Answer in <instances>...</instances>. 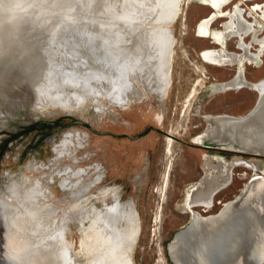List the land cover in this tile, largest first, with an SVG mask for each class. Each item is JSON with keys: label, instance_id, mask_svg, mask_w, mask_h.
<instances>
[{"label": "bare ground", "instance_id": "6f19581e", "mask_svg": "<svg viewBox=\"0 0 264 264\" xmlns=\"http://www.w3.org/2000/svg\"><path fill=\"white\" fill-rule=\"evenodd\" d=\"M182 1L0 0V132L10 129L23 109L29 121L50 107L84 113L80 108L89 103L97 105L98 113L110 114L114 108L128 110L149 93L166 112L176 45L171 26ZM258 1L200 0L212 12L200 21L197 36L225 46L203 50L204 61L218 68L264 64V1ZM245 2L252 3L250 20L243 15ZM219 20L221 27L215 28ZM234 40L242 45L239 53L226 49ZM72 61L79 63L75 70L54 74L56 67ZM242 88L257 95L244 115L203 114L201 106L196 108L195 116L209 122L208 136L260 105L264 112V77L239 75L206 91L212 98ZM85 138L79 131L65 132L60 145L49 140L55 154L49 164L40 165L33 157L17 173L6 172L0 185V264H135L141 233L136 202L122 201L120 187L102 183L107 176L103 166L97 165L96 178L86 181L88 172L78 168L76 156ZM236 166L255 173L239 195L213 216L196 213V208L211 209L232 186ZM203 167L205 176L195 183L189 206L182 207L192 217L168 243L171 262L264 264V168L241 157L234 166L223 160L211 164L208 157ZM170 171L168 167L162 196ZM55 178L68 199L51 194ZM159 219L158 211L155 225ZM70 225L80 233L78 252L68 238Z\"/></svg>", "mask_w": 264, "mask_h": 264}, {"label": "rangeland", "instance_id": "374dc122", "mask_svg": "<svg viewBox=\"0 0 264 264\" xmlns=\"http://www.w3.org/2000/svg\"><path fill=\"white\" fill-rule=\"evenodd\" d=\"M250 7L252 3L245 2L243 8ZM211 12L210 8L200 4V0H183L181 3L179 18L171 26L176 45L166 112L150 93L148 99L137 101L128 110L114 108L110 114L98 113L97 105L92 103L90 106L89 103L80 108L85 110L84 113L72 115L69 111L50 107L38 113L43 114L38 120L29 121L24 119L27 110L23 109L24 112H19L14 123L11 122L10 129L0 132V185L6 172L17 173L19 168L33 157L40 165L49 164L50 159L55 158L53 145L49 140L54 138L60 145L65 132L79 131L82 135L85 134L86 138L76 156L78 168L88 172L86 181L96 178L97 165L103 166L107 176L102 183L120 187L122 201L136 202L141 233L133 254L134 263L173 264L167 253V246L175 233L189 222V214H184L182 207L187 201L186 195L190 186L205 176L203 166L208 157L211 164L223 159L233 166L237 157H241L264 168V158L193 147L198 144L195 138L199 136L198 141L201 143L200 139L208 137L210 128L207 127L208 120H204L199 114L195 116L198 106H201L200 111L202 110L203 114L241 116L252 108L256 100V94L248 90V107L240 110L234 105L228 107V97L224 94L208 97L207 89L210 90L219 82L228 80L224 79L226 75L220 70L226 68L212 66L201 58L200 51L211 44L209 40L197 36V27ZM222 21L219 20L215 28H219ZM76 64L79 65L78 62L72 61L68 65H59L53 72L57 75L71 72L77 68ZM239 66L242 69L246 67L244 64ZM252 73L255 76L259 74L258 71ZM261 77L250 79L257 80ZM103 106L108 107V102L103 101ZM49 112L53 114L49 115ZM75 120L88 122L95 130L106 134L97 135L80 125L70 128L61 126ZM46 123L58 125L49 126ZM146 131L149 133L141 135ZM168 147L171 153L167 152ZM68 163L67 159L64 164ZM168 167L171 171L163 197L160 189ZM45 173L50 174L51 171L46 170ZM28 174L40 176L29 172ZM254 174L249 168L234 167L233 184L216 197L214 210L204 212L203 208H196L195 211L203 216L217 213L224 204L239 195ZM59 181V178H55L51 183L50 192L57 199H68L64 196L66 193L59 188ZM100 186L96 185L90 192L95 194ZM158 211L160 219L158 225H155ZM68 238L73 241L75 251L78 252L80 233L72 225L69 226Z\"/></svg>", "mask_w": 264, "mask_h": 264}, {"label": "water", "instance_id": "95a60500", "mask_svg": "<svg viewBox=\"0 0 264 264\" xmlns=\"http://www.w3.org/2000/svg\"><path fill=\"white\" fill-rule=\"evenodd\" d=\"M261 109L263 106L260 105L243 119L232 120L231 124L222 126L214 134L203 139L199 144L200 148L264 158V122L261 123L260 120L264 116V112ZM46 124L49 126L58 125L56 123ZM74 125L83 126L97 135L106 134L95 130L88 122L81 120H75L61 126L70 128Z\"/></svg>", "mask_w": 264, "mask_h": 264}, {"label": "flooded vegetation", "instance_id": "af4514ba", "mask_svg": "<svg viewBox=\"0 0 264 264\" xmlns=\"http://www.w3.org/2000/svg\"><path fill=\"white\" fill-rule=\"evenodd\" d=\"M250 9H243V15H245L246 17H247V19H251V18H249V14H248V12L247 11H249ZM219 23V22H218ZM220 26L219 27H221V23L219 24ZM246 41H249V39H248V37H246ZM236 40H234V41H228V44L226 45V49L227 50H229L230 52H232V53H239L240 51H241V46L240 45H238V44H236ZM209 43L211 44V46L210 47H208V48H210V49H216V48H224L225 46H222L221 44H215L214 42H212V41H209ZM208 48H205V49H208ZM205 49H203V50H205ZM203 50H201L200 52H202ZM216 69H218V68H216ZM220 70H222V71H224V74L226 75V76H224V79H234V78H236L237 76H239V75H241L242 76V78L243 79H249V80H252V79H250V77H254V78H257V77H261V76H264V64L262 63V65L261 66H251V67H244V69H242L240 66L238 67V66H235V67H228V68H226V69H220ZM252 71H258V73L259 74H257L256 76L252 73ZM262 78V77H261ZM211 80H214V81H218V80H216V79H211ZM258 80V79H257ZM248 90L247 89H245V88H242L240 91H229V92H227L226 94H224V95H226V97H228L226 100V103L229 105L228 107H232L233 105L237 108V109H240V110H243V109H246L245 107H248L247 105H248ZM232 95V96H231ZM256 97H257V95H256ZM255 102V101H254ZM254 105V104H253ZM207 127H208V124H207ZM147 133H149V131H146L145 133H143V134H141V135H146ZM198 137L199 136H197V138H195V140L198 142V144H195L196 146H198V147H200L199 146V144H201L199 141H198ZM219 152H221V153H230V152H223V151H219ZM245 156H249V155H245ZM215 159H218V158H215ZM223 160V159H222ZM223 161H225V160H223ZM226 162V161H225ZM233 183V182H232ZM231 183V184H232ZM194 185H195V183L192 185V186H190V188H189V192L187 193V201H186V203H187V205L189 206V199H190V194L192 193V191L194 190V188L197 186H195L194 187ZM216 200H215V202H214V205H213V207L211 208V209H207V210H205L204 209V212H210V211H213L214 210V208L216 207ZM185 203V204H186ZM220 204L221 205H223L222 204V202H220ZM224 206V205H223ZM223 208V207H222ZM221 208V209H222ZM220 209V210H221ZM219 210V211H220ZM192 211V210H191ZM218 211V212H219ZM196 213H198V214H200L202 217H210V216H213V215H215V214H217V213H214V214H209V215H207V216H203L201 213H199V212H197V211H195ZM188 214H189V218L191 219V217H192V212H190V211H188ZM190 219H189V221H190ZM184 227V226H183ZM182 227V228H183Z\"/></svg>", "mask_w": 264, "mask_h": 264}]
</instances>
